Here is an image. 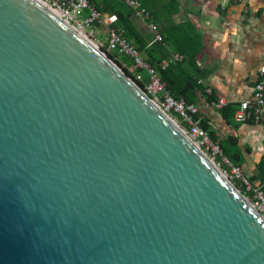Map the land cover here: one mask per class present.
Segmentation results:
<instances>
[{
    "label": "water",
    "instance_id": "95a60500",
    "mask_svg": "<svg viewBox=\"0 0 264 264\" xmlns=\"http://www.w3.org/2000/svg\"><path fill=\"white\" fill-rule=\"evenodd\" d=\"M96 46L0 0V264H264V215Z\"/></svg>",
    "mask_w": 264,
    "mask_h": 264
},
{
    "label": "trees",
    "instance_id": "16d2710c",
    "mask_svg": "<svg viewBox=\"0 0 264 264\" xmlns=\"http://www.w3.org/2000/svg\"><path fill=\"white\" fill-rule=\"evenodd\" d=\"M138 1L149 13L148 18H146L147 25L154 26L156 31L148 35L141 34L133 20L136 16L135 10L125 4L123 0H89L90 5L100 13L103 20L110 18V16H116V21L111 25L107 23L96 24L97 31L101 34L97 38L107 46L110 32L114 31L137 51L139 58L145 64L157 71L162 83L165 84L175 100H183L188 105L197 107L203 100L209 105L219 103L220 100L214 93H208L209 88L204 84L207 75L198 65V57L202 51L201 37L192 23L176 24L173 20V15L178 9L176 0ZM87 14L88 11H86ZM157 36H161L162 41H157ZM174 55H180L184 60L164 67V62H170ZM106 56L134 82L136 81L133 75H141L142 82H136V84L141 90H145L146 85L150 82V77L146 71L134 69L135 60L131 56L118 51L106 53ZM238 108L237 105L229 104L220 109V113L224 120L233 124ZM194 121L220 147L221 154L216 157V160L223 169L228 172L232 170L224 158L232 166L242 169L253 188L248 190L244 182L238 178L235 179V184L247 197L256 201L255 189L264 193V156L257 165V173L248 175L244 171L245 154L250 153L251 149H244L238 136L220 138L210 126L209 121L203 118L201 112L194 117ZM250 124L255 125L254 122Z\"/></svg>",
    "mask_w": 264,
    "mask_h": 264
},
{
    "label": "crops",
    "instance_id": "0c3cea01",
    "mask_svg": "<svg viewBox=\"0 0 264 264\" xmlns=\"http://www.w3.org/2000/svg\"><path fill=\"white\" fill-rule=\"evenodd\" d=\"M176 24L192 23L202 41L198 65L206 73L204 84L226 105L238 107L254 97L256 83L264 69V0H176ZM141 34L151 26L135 16ZM200 112L220 138L238 136L246 153L244 171L257 173L264 156V123L238 126L224 120L220 110L202 101Z\"/></svg>",
    "mask_w": 264,
    "mask_h": 264
},
{
    "label": "built area",
    "instance_id": "2783aa9c",
    "mask_svg": "<svg viewBox=\"0 0 264 264\" xmlns=\"http://www.w3.org/2000/svg\"><path fill=\"white\" fill-rule=\"evenodd\" d=\"M43 4L47 9L55 13L59 18L65 21L68 25L74 28L86 40L96 43V47L105 50L106 53L118 51L131 56L135 60L134 69H141L148 73L150 82L143 90L146 95L158 106L167 116H169L181 130L189 136L195 144L203 150L207 149L215 158L221 154L220 147L216 145L210 136L201 129L198 123L194 121V117L199 114L200 108L197 106L188 105L185 101H177L173 98L171 93L167 90L165 84L162 83L157 71L148 64H145L140 58L137 51L128 45L126 41L122 40L114 31L110 32L108 45L100 41L96 34V24L107 23L109 25L116 21V16H110L103 20L100 13L95 10L89 3V0H37ZM125 4L135 10V15L141 18H148L149 13L138 0H123ZM86 11L88 14L86 15ZM151 30L156 31L154 26ZM157 41H162L161 36H157ZM184 58L180 55H174L170 62H164V67L175 62H182ZM136 82H142L141 75L134 74ZM135 82V83H136ZM254 97L242 103L235 113V123L239 125L254 124L260 125L264 122V69L260 73V77L256 83L254 90ZM211 94V91L208 90ZM210 106L218 110L226 106L224 100L219 103H213ZM216 130L215 127H213ZM231 167L234 174H237L238 179H241L251 190L253 186L247 180L241 168L232 166V164L224 158ZM256 203L258 210L264 215V193L259 189H255Z\"/></svg>",
    "mask_w": 264,
    "mask_h": 264
},
{
    "label": "rangeland",
    "instance_id": "374dc122",
    "mask_svg": "<svg viewBox=\"0 0 264 264\" xmlns=\"http://www.w3.org/2000/svg\"><path fill=\"white\" fill-rule=\"evenodd\" d=\"M96 34H98V36L99 35H101V34H99V32L97 31L96 32ZM105 37V36H104ZM106 38V37H105ZM90 43H92L91 41H89ZM94 46H96L95 44V42L94 43H92ZM100 49V48H99ZM100 51L101 52H103V50L102 49H100ZM104 54H106L105 52H103ZM118 67V66H117ZM119 68V67H118ZM120 69V68H119ZM203 151H205L206 153H207V155H208V157L210 158V159H212V160H214V162L216 163V165H217V167L220 169V170H222L223 172H224V174H226L227 175V177L235 184V179H237L238 178V176H237V174H234L233 172H228V171H226V170H224L223 169V167H222V165L221 164H219L218 162H217V160H216V158L214 157L215 155L212 153H210L209 151H207V149H204L203 148ZM236 185V184H235ZM241 190V189H240ZM242 191V190H241ZM243 192V191H242ZM250 199V198H249ZM250 201L257 207V203L255 202V201H253L252 199H250Z\"/></svg>",
    "mask_w": 264,
    "mask_h": 264
},
{
    "label": "bare ground",
    "instance_id": "6f19581e",
    "mask_svg": "<svg viewBox=\"0 0 264 264\" xmlns=\"http://www.w3.org/2000/svg\"><path fill=\"white\" fill-rule=\"evenodd\" d=\"M202 150V149H201ZM203 151V150H202ZM205 154H207L205 151H203ZM208 157V155H206ZM209 158V157H208ZM214 161V160H213ZM226 175V174H225Z\"/></svg>",
    "mask_w": 264,
    "mask_h": 264
}]
</instances>
